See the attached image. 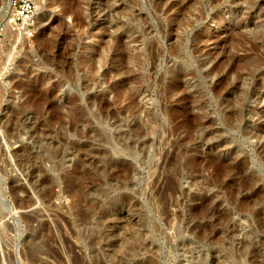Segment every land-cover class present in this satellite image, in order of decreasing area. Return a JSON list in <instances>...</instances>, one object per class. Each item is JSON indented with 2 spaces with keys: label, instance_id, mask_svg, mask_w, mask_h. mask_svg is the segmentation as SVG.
<instances>
[{
  "label": "rangeland",
  "instance_id": "rangeland-1",
  "mask_svg": "<svg viewBox=\"0 0 264 264\" xmlns=\"http://www.w3.org/2000/svg\"><path fill=\"white\" fill-rule=\"evenodd\" d=\"M71 1L32 0L31 35L15 26L4 33L0 16V264H264V220L246 217L264 212V114H255L264 102L250 94L241 113L226 117L217 113L210 80L198 74L210 119L100 116L88 119L90 127H70L65 115L54 119L55 110L68 108L65 96L76 94L77 104L86 106L81 83L91 64L97 82L89 94L105 90L101 76L112 67L105 60V33L127 36L114 31L117 19L109 23L97 12L90 15L95 0L81 5L79 22L64 17L70 32L56 25L46 30ZM227 1L206 8L207 17L186 35L187 41L202 38L203 53L213 51L216 60L221 52L242 55L250 30L264 33V0H248L247 6ZM138 2L134 11L148 16L160 40V74L164 61L175 57L169 53L172 40L159 36L164 17L154 16L153 2ZM144 39L130 48L142 51ZM187 67L204 70L193 62ZM256 83L264 86V79ZM52 86L58 89L48 95L45 109L38 94ZM150 91L151 100L139 103L158 108L164 102L155 81ZM186 124L194 126L184 141ZM183 146L189 149L181 164L190 158L197 164L177 177L169 163ZM70 183L77 188V207L66 191Z\"/></svg>",
  "mask_w": 264,
  "mask_h": 264
},
{
  "label": "bare ground",
  "instance_id": "bare-ground-1",
  "mask_svg": "<svg viewBox=\"0 0 264 264\" xmlns=\"http://www.w3.org/2000/svg\"><path fill=\"white\" fill-rule=\"evenodd\" d=\"M95 1L98 2V7L90 11V15L91 13L93 14V12H97L99 16L108 20L109 23H113V19H117L118 21L116 20L113 24L114 31H120L127 36H113L114 32L110 33V31L105 33V37L107 38V40L103 42L107 45L105 60L112 63V67L106 69V72L101 76L106 86L105 90L100 94H89L93 87L92 84H96L97 82V79L94 78V68L91 64L89 67V75L85 78L86 80L81 83L82 94H85L83 99L86 106L82 107L77 104L79 98L76 94L65 96L68 108L62 114L60 113L61 110H55V112H53L54 119L59 120L62 115H65L70 120V127H74L77 124H85L90 127L88 119L95 118V120H98L100 116L103 118L112 116L138 118L144 115L147 118H154L157 115L166 117L195 115L198 119H210L208 117H210L212 112L208 110L206 106L207 101L202 99L203 95H201L202 93L198 90L199 86H201L200 80L198 79L199 81H197L198 74H202L204 78L210 80V91L218 103L217 113L224 114L226 117L241 113L244 107V100L250 94H254L258 101L264 102V86L256 83L264 79L263 32H257L254 31V29L250 30L249 35L252 39L246 41L239 49L242 55L233 54L229 58L222 52L220 54L221 57L217 60L216 56H218V54L214 55L215 53L213 51V53L210 51H205L203 53V49L200 47V42L203 40L202 38L196 41L194 39V41L188 40L190 45L189 48L186 47L188 45L186 39L187 30L196 31L198 29L195 23H199L207 17L208 13L206 8L225 5V3L228 2L227 0H149L153 2L152 13H154V16L159 15L164 17L163 21L159 23L157 30L159 31V36H166V38L168 36L171 37V51L169 53L175 56L173 58H167L164 61L165 67L160 74L158 73L160 70L158 62L159 56L161 55V50L158 45L160 40L155 36V33H157L155 32L156 28L150 23L147 18L148 16H145V19L134 11L136 7L140 9L138 0ZM35 2H37V0H35ZM89 2L90 0H75L69 2L67 6L63 7L60 18L57 17L52 19L51 23L46 27V30H49L50 26L56 25L59 26L60 29H63L65 31L64 33L70 32V27L65 24L64 17L72 15L73 21L79 22L80 15H84L81 10V5L83 3L88 4ZM242 3L247 6L246 3L249 2L248 0H243ZM195 4H200L201 7L196 8ZM0 5L3 32L10 34L14 31V25L8 22V17L11 12V0H0ZM252 6L253 4L249 5L248 8ZM88 15L89 14H87V16ZM139 22H143V24L139 25ZM204 24L205 23L202 25L205 26ZM263 27L264 24L261 28ZM145 37L147 39H144ZM143 39L146 41L143 42L144 49L142 51L130 48L129 45L131 43H139L141 40L143 41ZM208 41H212V38L207 39L206 42ZM95 51L97 52L98 49L96 48ZM193 54H197L199 56L198 59L193 58L195 57ZM146 61L150 63L149 69L144 65ZM192 62L201 69L204 68L203 72H196V70L188 68L187 66ZM212 62L215 63L210 65ZM172 67H176L175 70L174 68L171 69ZM114 78L118 79L117 86L112 82ZM192 79L197 81L194 86L190 83ZM152 81H155L159 86L158 93L160 94V99L164 103L160 104L158 108H154L155 105L153 104V108L148 109L139 102L151 100L150 85ZM242 85L246 86L242 91L243 93H241L242 95H240L237 92L242 90ZM195 88L197 89L195 90ZM57 89L58 86H52L40 92L37 102H42L43 105H46L43 107L48 109L50 104L47 101V97L49 94L57 91ZM32 91L35 90L32 89ZM108 95H111L112 100L107 99ZM175 101L181 103L179 107L172 104ZM255 114H264V105L261 110H256ZM245 119H247L245 121L248 122L250 118ZM193 126L194 125L191 124L185 125L186 132L184 141L190 138L189 131ZM148 129H150L149 126L144 130L147 131ZM175 130L176 125L172 126L171 132L174 133ZM246 133L248 135L249 130H247ZM250 134L259 136L258 132L254 133L251 131ZM78 135H81V133L78 132ZM259 146H264V140ZM126 147H130L132 150L135 148L133 146ZM144 147L145 146H141V149ZM186 147L187 146L180 147L176 153V158L174 156L169 163L170 172L174 176L178 177V175L185 173V171L191 173L195 170L194 167L197 164V159L194 160L193 158V160H191L190 158V160L185 163L183 162L185 167L181 164L180 157L189 149ZM66 189L67 193L74 198L73 206L77 207L79 199L77 197L76 186L70 183L66 185ZM249 215L250 216L246 217H250L251 220L249 221H253L254 223H257L256 221L258 220H264V212H253L249 213ZM262 222L263 221L258 225L262 226ZM250 264L260 263L252 260Z\"/></svg>",
  "mask_w": 264,
  "mask_h": 264
},
{
  "label": "built area",
  "instance_id": "built-area-1",
  "mask_svg": "<svg viewBox=\"0 0 264 264\" xmlns=\"http://www.w3.org/2000/svg\"><path fill=\"white\" fill-rule=\"evenodd\" d=\"M36 12L32 0H11L9 24L20 28L27 35L32 34L35 27Z\"/></svg>",
  "mask_w": 264,
  "mask_h": 264
}]
</instances>
